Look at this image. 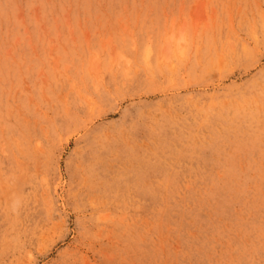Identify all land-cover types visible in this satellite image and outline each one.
I'll return each mask as SVG.
<instances>
[{"label": "rangeland", "instance_id": "374dc122", "mask_svg": "<svg viewBox=\"0 0 264 264\" xmlns=\"http://www.w3.org/2000/svg\"><path fill=\"white\" fill-rule=\"evenodd\" d=\"M0 264H264V0H0Z\"/></svg>", "mask_w": 264, "mask_h": 264}]
</instances>
